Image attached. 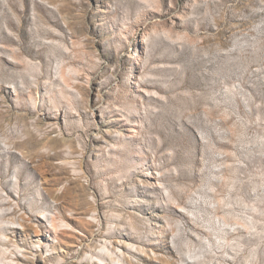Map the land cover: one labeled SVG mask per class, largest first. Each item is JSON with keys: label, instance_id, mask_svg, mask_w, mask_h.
Returning a JSON list of instances; mask_svg holds the SVG:
<instances>
[{"label": "rangeland", "instance_id": "1", "mask_svg": "<svg viewBox=\"0 0 264 264\" xmlns=\"http://www.w3.org/2000/svg\"><path fill=\"white\" fill-rule=\"evenodd\" d=\"M0 264H264V0H0Z\"/></svg>", "mask_w": 264, "mask_h": 264}, {"label": "bare ground", "instance_id": "2", "mask_svg": "<svg viewBox=\"0 0 264 264\" xmlns=\"http://www.w3.org/2000/svg\"><path fill=\"white\" fill-rule=\"evenodd\" d=\"M132 82L135 83V81H132ZM52 226H53L52 227L53 231H57L58 227H57L56 222L54 221V219H52Z\"/></svg>", "mask_w": 264, "mask_h": 264}]
</instances>
